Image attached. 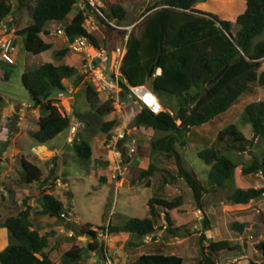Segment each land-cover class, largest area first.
Here are the masks:
<instances>
[{"label": "trees", "instance_id": "trees-1", "mask_svg": "<svg viewBox=\"0 0 264 264\" xmlns=\"http://www.w3.org/2000/svg\"><path fill=\"white\" fill-rule=\"evenodd\" d=\"M80 0H16L17 8L28 12L31 23L13 32L20 37L24 49L34 55L48 51L51 45L44 42L41 34H48L46 25L52 21L65 22V33L69 41L77 36L88 35L83 27L90 9L84 7L67 21L73 7ZM199 1L205 0H161L140 15V34L131 33L125 47L121 64V99H126L129 87L148 85L160 100L162 110L155 113L146 107L138 106L134 115V126L152 129L156 135L150 141V152L172 156L176 163L177 176L182 179L191 191L196 209L202 213V227L198 236V264H218L219 253L242 249L231 246L225 239L211 240L207 232L211 231V222L206 213L208 201L206 195H216L214 202L226 199L230 203L246 206L252 200L264 196V188L242 189L235 187L231 193H224L226 182L233 175L237 164L224 155V151L234 150L238 154L249 152L250 160L241 166L243 176L262 174L264 177V153L256 155L254 148L264 139V101L248 103L241 114V121L251 126L252 134L247 138L234 124L220 130L209 147L197 152V157L207 166V177L204 181L197 178L195 172L184 163L177 146L185 145V138L193 128L204 125L215 117L226 113L230 107L249 90L251 84L264 87V38L255 42V38L264 34V0H239L245 5L243 12L235 18L239 26L237 32L231 33L232 22L195 9ZM99 11H94L95 21L100 27L111 28L106 20L115 19L122 24L127 10L119 1L107 3ZM9 0H0V21L13 12ZM139 18V19H140ZM123 36L124 31H117ZM93 45L100 47L101 39L96 31L88 35ZM69 51L68 47L57 51L54 57L61 58ZM111 52V51H110ZM160 68V73L149 76L151 67ZM221 78L211 87L207 84L215 75L225 68ZM8 78V74H4ZM71 81L75 88L81 86L87 113L74 112L73 116L85 124L87 130L97 127L100 136L112 137V130L118 125L115 119H101L113 111L112 102L107 100L99 103L94 86L83 74L73 66L66 64L54 65L45 63L37 67L31 74H23L22 85L28 95L31 106L42 110L36 121V130L30 132L31 139L37 145H44L53 140L71 126L72 116L63 115L56 102L53 92L67 90L65 82ZM164 94L177 98L175 105H164ZM0 100L2 98L0 97ZM196 102V104H195ZM193 109H189L193 106ZM94 120L99 121L97 126ZM72 148L81 160H88L92 148L87 138H76ZM20 177L24 184H38L39 204L41 209L37 215L56 218L65 222L60 215L65 210L64 203L55 196L57 179L54 169L43 178L41 169L34 163L21 158ZM157 168L149 163L146 169L137 172L135 181L150 179ZM173 176L164 177L163 185L172 182ZM222 197V198H221ZM30 197L22 198L23 209L8 216L0 222V229L10 232L14 243L0 249V264H54L49 248L50 233L40 234L30 220L32 207L28 204ZM183 199L176 196L167 199L158 193L152 195L147 202L149 216L128 219L124 224L97 226L84 223L79 233L69 237L70 247L64 251L58 264H83L84 253H96L101 258L107 257V247L99 242L100 232H107L118 237L122 247H139L133 239L153 236L158 230H165L171 235L180 231L173 225L170 216L173 210L181 208ZM166 222L159 225V220ZM264 224V217L262 218ZM233 229L241 231L243 224H232ZM257 233V232H253ZM84 235L86 244L77 240ZM127 237L129 238L127 240ZM157 237V236H155ZM161 248L149 254L138 256L131 264H185L183 259L174 254H164ZM216 253V257L211 254ZM254 259L264 264V239L253 246ZM251 264H255L249 260Z\"/></svg>", "mask_w": 264, "mask_h": 264}, {"label": "rangeland", "instance_id": "rangeland-1", "mask_svg": "<svg viewBox=\"0 0 264 264\" xmlns=\"http://www.w3.org/2000/svg\"><path fill=\"white\" fill-rule=\"evenodd\" d=\"M107 3H114L119 1L127 10V16L122 22L123 25L129 26L139 20L140 15L155 3L161 0H102ZM13 5V12L4 20L0 21V37L12 33V30H19L31 23L28 12L24 9L17 8L16 0H9ZM78 4L73 7L71 14L67 21L78 11ZM195 9L209 13L219 19H228L232 22L231 33L234 35L239 26L235 22L238 14L244 11L245 5L239 0H205L199 1L195 5ZM140 23V22H139ZM137 24L131 31L134 35L140 34V24ZM86 28H89L88 22H84ZM60 26H65V22L52 21L49 22L45 29L48 34H41L44 42L51 45V48L43 53L34 55L24 49L22 39L14 37V54L13 64H7L0 60V127L7 130L8 134H0V148L3 142H6L9 150L13 151V145L8 143L16 132L19 135L18 141L21 144V151L24 158L36 164L42 171L43 178L49 173L50 169H54V177L56 183L55 195L60 199L66 208L72 211L73 216L70 220H65L63 225L66 232L62 233L55 244L53 238L50 243L51 259L54 264H58L60 255L63 251L70 247L69 237L73 234H78L80 226L84 223H91L97 226H116L124 224L128 219L137 217L142 218L149 216L147 202L148 199L158 193L164 198L172 199L176 196H181L183 205L181 208L173 210L170 216L173 219V225L177 226L180 231L176 235H171L169 232L161 229L153 236H147L143 239H133L139 247L124 248L118 240L117 236L113 234H106L100 232L99 242L107 247V257L111 258L112 264H131L138 256L142 254H149L156 251V248H161L164 254H174L181 257L185 264H198L199 244L198 236L202 227V213L196 209L192 199L191 191L186 186L185 182L176 177L177 168L175 160L172 156L166 154H156L150 152V141L155 137L156 133L152 129L134 126V115L138 110V106L133 104L130 97L121 99L119 104L112 102L113 111L102 118V121H109L115 119L118 125L112 130V136L121 132L125 133L121 149L124 152H129V149L134 147V152L123 158L121 165V174L118 175L115 170L116 164L114 156L112 155L111 138L107 140V136H100L97 127L95 130H87L85 124L73 116L74 112L87 113L89 111L85 102L82 87L75 88L71 81H66L67 90L65 92L54 91L53 95L56 100L54 103L61 114L72 116L71 125H78L74 136H70L69 130L63 131L53 140L44 145H37L30 137L29 130H36L35 119L43 114L42 110L31 106L28 95L22 85L21 78L23 74H31L33 70L45 63H52L54 65L66 64L73 66L78 72L80 70V54L66 52L61 58H55L54 54L67 47V42L64 35H57L53 31ZM103 41H100V47L113 51L116 46L121 45L122 36L106 26L100 27L96 31ZM264 38V34L255 38L253 42ZM8 74V78H4V74ZM157 74V72H156ZM148 87V85L146 84ZM99 103L104 102V98L98 97ZM164 105H175L177 98L164 94ZM264 101V87L251 84L249 90L246 91L231 107L230 109L210 122L193 128L187 135L184 146H177L178 152L181 154L185 165L193 170L197 178L204 181L207 177L208 166L197 157V152L209 147L214 143L217 133L229 124H234L247 138L251 137L252 129L248 124L241 121V114L244 107L253 101ZM25 103L30 106H21ZM10 104H17L14 112L8 114L6 109ZM23 111L17 114L18 109ZM162 108V107H161ZM20 110V109H19ZM155 109L154 112H158ZM16 113V115H15ZM4 118V120H3ZM22 118V119H19ZM20 123L18 127L17 122ZM99 121L94 120V123L99 125ZM15 125L20 131L14 132ZM1 130V129H0ZM18 130V129H17ZM12 133V134H11ZM87 138L92 148L90 159L81 160L77 158L73 148L72 142L76 138ZM7 138V139H6ZM3 141V142H2ZM35 147L36 160L26 155L31 154L32 147ZM55 147V148H54ZM53 148L59 149L64 154L61 157L53 156ZM252 151L256 155L264 153V139H261L256 148ZM224 155L237 164L233 175L226 182L227 189L224 193H231L235 187L242 189L247 188H264V177L262 174H252L243 176L241 174V166L243 163L250 160L249 152L238 154L234 150L224 151ZM128 156V155H127ZM129 160V161H128ZM152 163L157 171L150 179L147 186L145 181L139 182L136 180L138 170L146 169L148 164ZM18 174L21 172L20 162H16ZM15 174L14 172H12ZM17 174V173H16ZM18 174L16 176H18ZM117 174V175H116ZM173 176L172 182L161 186L164 177ZM67 185L64 186V184ZM37 185L33 184L27 187L21 182L13 186L14 194L21 196L23 192L29 191V195L37 194ZM29 188V189H28ZM3 193L0 191V194ZM4 194V193H3ZM205 200L208 201L206 213L210 219L211 231L207 232L209 239L220 240L225 239L230 242L231 246H240L242 249H236L230 252L219 253L218 264H251L252 260L255 264H261L257 259H254L253 246L258 241L264 239V224L262 218L264 217V196L257 200H252L246 206H239L226 199L216 200V195H206ZM222 198V197H221ZM14 197L10 199L5 198V201H13ZM37 200L29 201V204H35L32 213L37 210ZM3 201L0 197V222L4 221L6 214L13 213L12 208L15 205H10L11 212L2 208ZM21 205V200L18 201ZM40 221H34L37 226L38 223H51L53 226H58L60 221L49 216H39ZM243 224L244 228L239 231L233 229L232 224ZM67 224V225H66ZM159 225L165 226L166 222L161 219ZM45 228V227H44ZM43 228V229H44ZM47 229H49L46 226ZM45 228V229H46ZM163 228V227H162ZM38 229V228H37ZM51 230V228H50ZM40 231V229H39ZM49 231V230H48ZM56 232V231H53ZM257 232V233H253ZM61 234V233H60ZM68 234V235H67ZM157 236V237H155ZM129 238L127 237V240ZM77 240L86 244L88 239L84 236H78ZM14 243L10 232L0 229V249H3L9 244ZM95 256L89 252L84 253L82 260L83 264H106V258ZM216 257V253L211 254Z\"/></svg>", "mask_w": 264, "mask_h": 264}, {"label": "built area", "instance_id": "built-area-1", "mask_svg": "<svg viewBox=\"0 0 264 264\" xmlns=\"http://www.w3.org/2000/svg\"><path fill=\"white\" fill-rule=\"evenodd\" d=\"M77 4L80 9L84 7L90 9L91 13L86 19L89 28H86V26L83 24L87 34L89 35L92 32L97 31L99 29V25L95 21L93 12L99 11L100 8L104 7L103 1L80 0ZM141 19L129 26L119 24L115 19L106 20L107 24L111 28H114L117 31L125 32V34L122 36L121 45L116 46L111 52L102 47L93 45L88 35L77 36L73 40L69 41L65 33V26H60L53 31L57 35L65 36L67 47L71 52L81 55L79 60L81 70L80 74H83L85 79L94 86L98 97L104 98V102L107 100H114V102L119 104L122 92V87L120 84V68L122 64V58L125 53V47L128 42L129 35L131 34L132 29L141 21ZM14 51L15 48L13 34L0 37V60L7 64H13ZM128 96L132 100L133 104L137 106L146 107L153 112L156 108L159 109V111L162 110L159 98L146 85L129 87ZM77 127L78 125L70 126V136H74ZM124 135L125 133L121 132L111 137L112 155L115 159V170L117 171L118 175L121 174L123 158L127 159V157H129L135 150L134 147L130 148L129 152H124L123 149H121L120 146L124 141ZM60 216L65 220H70L73 216V213L69 209H65ZM106 261L107 264L108 262H111L110 259H106Z\"/></svg>", "mask_w": 264, "mask_h": 264}, {"label": "crops", "instance_id": "crops-1", "mask_svg": "<svg viewBox=\"0 0 264 264\" xmlns=\"http://www.w3.org/2000/svg\"><path fill=\"white\" fill-rule=\"evenodd\" d=\"M58 28V27H57ZM15 30H12V32H14ZM3 32V30L1 31ZM0 32V34H1ZM159 73V72H157ZM30 106V105H27L25 103H22L21 106ZM18 105L17 104H10V106L6 109V112L8 114L14 112L15 110V107H17ZM20 109V110H19ZM18 109V112L17 114H20L23 109L19 108ZM16 115V113H15ZM19 119H22V118H19ZM38 118L35 119V126H36V121H37ZM4 120V118H3ZM17 122L18 124V127L20 126V123L18 121H15V123ZM0 134L3 133V135H7L8 134V131L5 129L3 130V128L0 127ZM18 129V130H17ZM29 130V134L30 132H32L31 129H28ZM15 131H20L19 128H17V126L15 125L14 127V132ZM12 134V133H11ZM20 134H18L16 132V134H14L13 138H12V141H9L8 143L12 144L13 145V151L11 152L8 148L7 143L6 142H3L2 144V147L0 148V191H2L3 193L0 194V197H1V200L3 201V204H2V208H5L6 211H9L11 212V209L12 208L10 205H15L14 208H12V210L14 211L13 213H9V214H6V217L8 216H11V215H14L16 214L19 210L23 209L24 206L22 204V198L26 197V196H29L30 199L29 201H31L32 199L33 200H37L35 201V203H37L38 205V208L37 210H35L34 213H32L31 211V215H30V220L31 222L33 223L34 221H37L39 222L40 221V218L39 216H42V215H37L36 212L39 211L41 209V206L39 204V188H38V185H37V194L33 195V196H30L29 195V191L30 190H27L26 192H23L21 196H16L14 194V190H13V186H15L16 184H20L22 182L21 180V177H20V174H18V171H17V168H16V162H20V159L21 158H24V154L22 153V151L20 150L21 148V144L20 142L18 141V137H19ZM7 139V138H6ZM55 148V147H54ZM53 148V156L55 157H61L63 156V152L62 151H59V149H54ZM34 149L35 147L33 146L32 147V153L31 154H28L26 156L28 157H31L34 161L36 160V152H34ZM25 159V158H24ZM36 165V164H35ZM12 172H14L15 174H13ZM18 176H16L17 174ZM27 185V184H26ZM33 185V184H32ZM67 185V183L64 184V186ZM31 185H27V187H30ZM29 189V188H28ZM56 191V189H55ZM56 196V195H55ZM8 197L9 199L11 197H14L13 201H8L6 202L5 201V198ZM57 197V196H56ZM58 198V197H57ZM21 200V205H18V207L16 206V204H18V201ZM29 201H28V204H29ZM12 202V204H10ZM31 207H32V210L33 208L35 207V204H29ZM33 218H36V220L33 221ZM51 218V217H50ZM58 221V220H56ZM3 222V221H2ZM67 225V224H66ZM33 226L36 230H38V232L40 234H45V233H50L51 236L49 237V248H50V243H51V240L53 238V244L56 243V241L62 237V233L66 232V230H64L63 228H65V226L63 225L62 222L59 223L58 226H53L51 223H43V225H40V223L37 224V226L39 227H36V225L33 223ZM46 226L49 228L47 229ZM46 229H45V228ZM38 228V229H37ZM44 228V229H43ZM51 228V230H50ZM40 229V231H39ZM6 230V229H4ZM49 230V231H48ZM53 231H56V232H53ZM9 232V231H8ZM61 233V234H60ZM68 235V234H67ZM67 250V249H66ZM65 250V251H66ZM64 252V251H63ZM62 252V253H63ZM61 253V254H62ZM91 255L95 256L94 258V261L97 259V254L96 253H91ZM61 256V255H60ZM107 264V263H106ZM108 264H112V262H108ZM119 264L120 261H119Z\"/></svg>", "mask_w": 264, "mask_h": 264}, {"label": "water", "instance_id": "water-1", "mask_svg": "<svg viewBox=\"0 0 264 264\" xmlns=\"http://www.w3.org/2000/svg\"><path fill=\"white\" fill-rule=\"evenodd\" d=\"M227 67L228 66H226L225 68H223L222 70H220L216 75H215V77L212 79V80H210L209 82H208V84H207V88L209 89V88H211L220 78H221V76L225 73V71H226V69H227ZM159 71H160V69H159ZM156 72H157V70L155 69V67L154 66H152L151 67V70H150V73H149V76H152V75H157V74H159V73H157L156 74ZM195 104H196V102H195ZM193 107H194V105L193 106H190V108L189 109H193Z\"/></svg>", "mask_w": 264, "mask_h": 264}, {"label": "clouds", "instance_id": "clouds-1", "mask_svg": "<svg viewBox=\"0 0 264 264\" xmlns=\"http://www.w3.org/2000/svg\"><path fill=\"white\" fill-rule=\"evenodd\" d=\"M141 19V18H140ZM11 34H13V32L11 33ZM157 71H158V69H157ZM162 107V106H161Z\"/></svg>", "mask_w": 264, "mask_h": 264}, {"label": "bare ground", "instance_id": "bare-ground-1", "mask_svg": "<svg viewBox=\"0 0 264 264\" xmlns=\"http://www.w3.org/2000/svg\"><path fill=\"white\" fill-rule=\"evenodd\" d=\"M159 69H160V68H159ZM159 69H158V71H157V72H160V71H159Z\"/></svg>", "mask_w": 264, "mask_h": 264}]
</instances>
